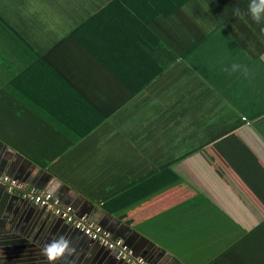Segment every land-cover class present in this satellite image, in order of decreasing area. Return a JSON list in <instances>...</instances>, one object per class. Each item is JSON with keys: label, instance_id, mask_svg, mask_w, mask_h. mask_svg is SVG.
Wrapping results in <instances>:
<instances>
[{"label": "crops", "instance_id": "obj_1", "mask_svg": "<svg viewBox=\"0 0 264 264\" xmlns=\"http://www.w3.org/2000/svg\"><path fill=\"white\" fill-rule=\"evenodd\" d=\"M248 2L189 0L172 16L155 15L161 6L143 8L153 14L154 25L174 32L180 46L193 50L190 58H183L186 68L191 69L181 71L174 82L158 72L143 70L138 58L118 59L133 79H167V85L161 88L159 85L139 92L154 96L146 103L144 97L132 100L137 116L141 115L136 118L141 130L158 126L161 134L157 130L150 134L153 130L149 129L141 134L135 122L132 124L137 128L129 135L123 132L121 121L114 119L91 131V123L84 119V107L60 103L63 97L53 72H46L48 77L40 70H30L36 61L33 58L31 62L28 58L0 55V143L6 146L3 152L9 156L4 170L13 172L0 175L25 187L20 179L29 172L36 176V184L28 189L54 197L47 188L37 187L41 185L37 178L43 183L48 181L38 168L45 169L71 189L64 190L65 195L58 199L54 197L61 205L71 206L76 215L91 205L94 212L103 209L105 214L99 218L107 232L115 236L120 223L125 224L155 244L150 251L162 264H206L224 252L225 257L217 264H250L251 254L258 255L252 264H264V230L253 234L260 239L256 245H252L250 235L264 223V20L257 23L251 19ZM79 7L76 14L88 10L89 3ZM90 39L96 43L99 37ZM86 57L82 54L74 58L71 54L68 61L50 60L66 82L84 96L90 94L84 79L91 76ZM233 64L240 67L233 69ZM85 130L88 134L79 137ZM158 143H162L161 150ZM139 156L147 161L172 157L174 160L167 165L181 182L116 217L102 205L137 182L139 177L133 179L130 175L144 169L136 163ZM158 164L154 162L147 168L145 176L155 173ZM76 194L83 198L74 205L71 202L77 200L73 199ZM200 196L202 199H198ZM235 226L248 235L249 242L243 246L246 261L237 259L234 249L229 250L235 244ZM62 231L51 236L46 233L37 246L41 251L38 253H45V246L57 236L68 242V249L88 241L68 225ZM130 235L125 233L127 238ZM117 240L152 264L153 258L149 262L131 247L142 241L135 237L131 242L121 237ZM162 250L171 256L160 254ZM44 259L42 264L50 263L48 255Z\"/></svg>", "mask_w": 264, "mask_h": 264}, {"label": "trees", "instance_id": "obj_2", "mask_svg": "<svg viewBox=\"0 0 264 264\" xmlns=\"http://www.w3.org/2000/svg\"><path fill=\"white\" fill-rule=\"evenodd\" d=\"M23 1L0 0V55L9 54L10 58H28L29 61L33 58L36 61L31 63L30 70H40L45 76H48L46 72H53L57 79L60 97L64 98H61L60 103L70 104L72 108L78 105L84 107V119L91 123V128H89L91 131L98 124L114 119L118 123L121 121L123 132L131 135L134 128L136 130L139 125L136 118L141 116H137L136 106L133 105L137 97H144L145 103L147 99L154 98L151 94H148L147 97L145 94H139V92L149 91L154 86L159 85L161 88L162 85H167L168 81H178L181 71L191 69L186 68V61L183 58H190L193 50L188 51L189 48L180 46L178 37L174 32L159 29L154 25L156 21L153 20V14H147L143 9L146 6L153 9L161 6L155 15L167 16L173 14L179 6L189 0H83L84 3H89V7L88 10H82L80 14L70 12L71 6H81L77 4L78 1L41 0L44 13L50 14L47 13L46 8H48L51 14L63 12L65 15L66 19L60 21L62 25L54 30H46L44 26L48 23L44 22V26H42L41 22L35 20L36 17L30 14L31 9L28 7L30 5L27 2L24 4ZM24 5L26 9L23 13L14 7ZM162 7L165 10L162 11ZM51 19L53 18L51 17ZM27 20L33 22L28 23ZM40 30L45 37L44 39H39L38 31ZM91 37H96V39L99 37V40H96L95 43L90 39ZM71 54H74V58L86 54V60L90 61L91 76L89 79H84L85 85L90 87L88 96L80 94L77 89L70 86V83L62 77L61 72L54 68L50 62L51 58L70 59ZM119 58H138L140 65H143V70H150L155 74L158 72L159 76L172 79L168 80L167 83L164 82L167 79L163 77V81L161 77L156 81L146 77L138 80L133 79L125 72L124 65L119 63ZM173 84L176 86L175 83ZM133 99H135L134 102ZM133 107L134 109H132ZM135 122L137 127L132 124ZM141 127L140 124V133L143 131L141 134L146 133L148 129L153 130L150 134L155 133L156 130L157 133H163L161 129H157L158 126L143 130ZM86 134H88L87 130L81 132L79 137H84ZM157 145L161 150L162 143ZM173 160L172 157L161 156L153 160L148 159V162L146 158L139 156L136 163L144 169L138 174L130 175L133 179L139 177L137 182L104 202L103 208L112 215L119 217L162 193L165 189L179 184L181 182L180 177L167 165ZM154 162L156 165L157 162H160L157 166L158 170L149 176H145L148 171L147 168L153 166ZM128 165H130L129 161L127 162ZM198 199H202V197L200 196ZM262 225L250 234L252 245H256L260 240L255 238L253 234H257L258 230H264V227L261 228ZM247 236L242 233V230L240 231L238 226H235V244L229 250L234 249L236 258L240 261L247 259L243 247H246ZM230 244L232 245V242ZM225 254L226 252L206 264L219 263ZM251 255L250 264L255 263L258 259L257 254Z\"/></svg>", "mask_w": 264, "mask_h": 264}, {"label": "water", "instance_id": "obj_3", "mask_svg": "<svg viewBox=\"0 0 264 264\" xmlns=\"http://www.w3.org/2000/svg\"><path fill=\"white\" fill-rule=\"evenodd\" d=\"M5 148L6 146L0 143V172L12 175L11 173L13 172L4 170L7 160H9L7 158L9 156L5 155L3 152ZM16 155L21 159L23 158L19 154ZM23 159L27 165L33 166L31 161L25 158ZM38 169L41 175L48 179L47 182L43 183V180L37 178L38 182L40 181L39 183L41 184L37 186L39 189L47 188V191L53 193L54 197L57 199L60 198L61 195H65V192H63L64 190L71 191L68 185L55 178L48 171L43 168ZM24 177L26 178H21L20 180L25 184L26 188L36 184V182H33L36 176H32L31 173H24ZM75 198H77V200L71 202L72 204L74 203V205H76L79 200L81 201L83 197L80 194H76L73 199ZM69 199H71V196H69ZM69 202H65V204H71ZM80 211L81 214H78V216L85 215L91 222L101 227L104 225V222L99 218L101 214H105L103 209H98V211L95 210L94 212V207L91 205L82 208ZM107 216L109 218L112 217L108 214ZM59 224L64 227H60ZM67 225L68 224L62 219L57 218L51 211L33 204L28 197H24V191H9L0 186V260L3 264H42V261L45 260L44 258L47 255L45 256L46 253H38L41 252L40 249L37 248V246L40 245V240L46 237V233H49L48 236L53 235L55 231H60V233H62V230H64ZM75 232L79 233L76 230ZM126 232L132 234L130 238L125 236ZM112 233L113 232L110 234L113 239L121 237V239L128 240L129 242H131L134 237L139 239V241L145 244L132 243L131 247H133L135 252L145 256L148 261L155 257L153 251H150V247L153 249L155 244L142 237L138 232L132 230L125 224L120 223V228L114 231L115 236ZM63 235L66 236V233ZM82 236L88 241H83L79 246L71 245L70 255L69 249L66 248L62 254L51 259L50 263L46 264H126L116 259L114 253L108 251L99 243L89 240L84 235ZM55 239L57 240L59 237L57 236ZM160 254L171 256L164 250H162ZM153 262H157L156 258H153ZM153 262L152 264H155ZM156 264L162 263L157 262Z\"/></svg>", "mask_w": 264, "mask_h": 264}, {"label": "built area", "instance_id": "obj_4", "mask_svg": "<svg viewBox=\"0 0 264 264\" xmlns=\"http://www.w3.org/2000/svg\"><path fill=\"white\" fill-rule=\"evenodd\" d=\"M0 186L7 188L9 191H24V197H28L34 204L50 210L72 229L78 231L89 240L99 243L114 253L117 259L126 264H147L143 258L135 256L122 240L113 239L109 232L100 225L91 222L86 216L76 215L71 206L61 205L50 193H40L28 188L24 189L23 185L17 180L2 175H0Z\"/></svg>", "mask_w": 264, "mask_h": 264}, {"label": "rangeland", "instance_id": "obj_5", "mask_svg": "<svg viewBox=\"0 0 264 264\" xmlns=\"http://www.w3.org/2000/svg\"><path fill=\"white\" fill-rule=\"evenodd\" d=\"M72 1H78L77 4L81 5V6H84V1L83 0H72ZM25 2H27L30 6H28L30 9H31V16H35V20H37L38 22H41L42 25H44V22L45 23H48L46 24L44 27L45 29H55L56 27H59L62 25V23L60 22L61 20H64L66 19L65 18V15L63 14V12H57V13H52L50 12V10L48 8L47 9V13H50V14H46L43 12L42 10V4H41V0H24L23 3L25 4ZM16 8L17 11H20L21 13L24 12V10L26 9L25 5L20 7V6H14ZM72 7V6H71ZM70 7V12L71 13H74V12H79L81 10V7H73L71 9ZM80 8V9H79ZM67 12V11H66ZM51 17L53 19H51ZM26 19V17H25ZM33 20V19H32ZM28 23H31L33 21H29L27 20ZM64 22V21H63ZM41 30L38 31V35H39V39H44V35L41 34ZM37 34V33H36Z\"/></svg>", "mask_w": 264, "mask_h": 264}, {"label": "clouds", "instance_id": "obj_6", "mask_svg": "<svg viewBox=\"0 0 264 264\" xmlns=\"http://www.w3.org/2000/svg\"><path fill=\"white\" fill-rule=\"evenodd\" d=\"M247 11L248 15L253 21L257 23L261 22L264 20V0H249ZM261 30L264 31V28ZM239 67L240 65L237 64L232 65L233 69H237ZM67 246L68 242L63 237H61L46 245L44 251L48 255L49 259H53L62 254Z\"/></svg>", "mask_w": 264, "mask_h": 264}]
</instances>
